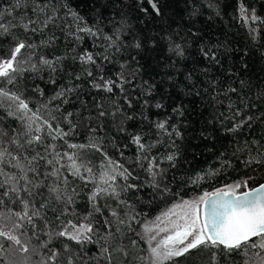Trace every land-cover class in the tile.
<instances>
[{
    "label": "trees",
    "instance_id": "1",
    "mask_svg": "<svg viewBox=\"0 0 264 264\" xmlns=\"http://www.w3.org/2000/svg\"><path fill=\"white\" fill-rule=\"evenodd\" d=\"M64 2L78 12L88 25L99 21L104 31L110 32L111 25L108 21L115 11L110 0ZM8 4L9 0H0V7H7ZM160 4L163 5V17L145 14V8L149 13L152 12L146 0H119L116 7L124 11L128 24L131 25L124 37L125 42L131 44L134 39H139L141 47L124 49L116 55L113 62L98 59L99 68L84 66L72 57L84 50L93 53L103 51L99 46L103 43L102 40L80 33L84 39L77 41L66 29L51 26L42 35L38 34L33 38L38 44L40 40L55 37L49 47L38 49V53L49 58L64 56L65 59L61 61L62 70L53 74L55 84L49 82L46 71L39 76L26 74L27 79L21 81L20 90L24 92V98L30 101L29 106L35 109L57 91L66 87L73 88V91L66 94L67 103L57 102L60 103V112L57 113L60 127L67 132L71 125L76 126L65 138L67 143L79 145L88 144L90 140L102 142L107 157L132 173L128 180L117 175V190L120 191L126 184H136L138 187L120 191L119 199L127 201L131 208L118 204L112 197H98L97 204L101 212H95L89 195L96 183H102L100 174L111 171L108 167H102L107 165V160L95 149H68L63 140L55 141L60 152H76L77 162L82 160L92 168L95 175L94 182L85 184L62 169V175L67 177V184H60L63 194L71 196L74 201L67 206V212L61 219L65 222L71 220L76 224L91 223L93 232L86 234L91 236V241L78 245L67 238L53 239L48 248L44 249L40 247V241L33 239L29 244V252L22 253L17 251L19 246L0 237V264H40L41 259L50 254L49 249L60 250L59 264H66V257L70 254L82 257L84 264H109L107 255L101 254L104 248L111 253L112 264H143L138 257L149 255L143 225L159 210L177 199L208 192L237 180L252 177L248 186L237 189L238 192L264 179V164L245 163L249 155H257V148L264 151V23L250 19L245 22L240 13L242 4L246 14L251 15L254 10L255 15L264 20V0H160ZM209 4L212 6L209 7ZM193 7L198 9L195 15H191ZM251 28L257 29L255 41L250 36ZM176 31L182 39L175 36ZM167 35H172L177 43L184 46L183 57L168 51V41L161 38ZM10 47V38L0 37V56L7 58ZM201 48L215 51L218 62L206 58ZM124 62L128 65L125 69L126 76L130 77L132 70L139 71L130 83L123 84V90L114 86L112 92H108L93 86L94 83H101L100 76L116 80L117 85L121 84L116 74L121 71L120 64ZM85 67L93 72V77L84 74ZM76 75L80 76L79 80L75 79ZM37 86L43 90V97L34 91ZM231 88H235L236 92L229 91ZM214 95L215 100L212 98ZM230 103L233 105L232 109L228 108ZM157 104L161 107L157 108ZM173 109L179 111L174 112ZM236 109L241 110V118L251 116L252 120L250 126L245 125L238 132L228 133L225 129L231 126V122L225 121L222 126L220 114L229 116ZM101 110L106 113L104 117L98 116ZM68 113L73 115L66 120L64 117ZM164 120L175 125L182 133L181 137H172L175 146L167 136L158 135L155 128L157 122ZM89 127L95 129V132H90ZM0 128L20 130L21 125L19 121L8 117L5 110L0 109ZM134 135H141L145 144H155L150 155L162 157L178 153L174 167L167 161L160 165L167 170L161 188L166 185L170 192L161 193L151 186V177L137 163V146L132 143ZM157 140H163L164 143H156ZM252 141H259V145L252 144ZM50 142L46 140V143ZM34 147L44 154L43 146ZM238 148L244 150L237 151ZM26 154L31 156L35 152L29 149ZM209 168L219 170V175L203 180L199 185L187 182L189 177ZM5 170L19 174L17 169L6 167ZM37 170L41 175L35 177L34 183L36 180L48 185L54 182V177L48 176L45 180L43 175L51 172V167L41 162L37 165ZM81 172L83 173V168ZM29 177H32L31 173ZM157 182H160L159 177ZM47 197L48 192L44 188L41 196L37 197V207ZM54 207L56 212L50 209L42 211L51 219L59 211H63L65 205L54 204ZM9 208L13 211L22 210L19 203L11 204L6 200L4 205H0V212L8 216ZM113 209L118 212L119 219L129 221L130 228L127 224L120 225L111 216ZM132 215L136 216L135 220L129 219ZM14 220L15 217L0 219V225L11 227ZM106 220L108 225L105 224ZM28 234H31L30 231ZM47 239L48 237L41 235V240ZM24 240L27 241V236ZM132 241H136V244L133 245ZM64 244L69 245L71 253L63 251ZM121 248L128 253L127 257L117 251ZM216 251L218 264H244V260H248L258 249H249L247 257L242 253L229 256ZM178 264H213L211 251L193 252L190 257L179 258Z\"/></svg>",
    "mask_w": 264,
    "mask_h": 264
},
{
    "label": "snow or ice",
    "instance_id": "2",
    "mask_svg": "<svg viewBox=\"0 0 264 264\" xmlns=\"http://www.w3.org/2000/svg\"><path fill=\"white\" fill-rule=\"evenodd\" d=\"M110 3L115 8V11L111 13V19L108 21L111 25L110 32H105L99 21L91 26L88 25L84 18L69 8L64 0H9L7 7H0V37L10 38L11 43L7 58L0 56V109L5 110L8 117L19 121L21 125L20 130L13 128L9 131L0 128V205H4L7 200L11 204L19 203L22 206L21 211H13L9 208L8 216L0 212V219L9 220L15 217L11 227L6 224L0 225V237L19 246L17 248L19 252H29V244L33 239L40 241V247L44 249L48 248L53 239L67 238L78 245L91 241V236L86 235L93 232L91 223L76 224L71 220L65 222L61 219L67 212V206L73 204L74 201L71 196L63 194L60 184H67V177L62 175V169H66L73 177L84 181L85 184L94 182L95 175L92 168L85 165L82 160L80 163L77 162L78 155L76 152H60L55 143L57 140H63L68 149H95L101 152L107 160V165H102V167H108L111 171L100 174L102 183H96L89 195V201L92 203L95 212H101V208L97 204L98 197H112L118 201V204L132 207L128 205L127 201L119 199L120 191L134 189L138 185L126 184L120 191L117 190L118 186L115 183L117 175L128 180L132 173L123 165L107 157L102 142L90 140L88 144L77 145L68 144L65 139L75 130L76 126L71 125L67 132L60 127L57 118V113L60 112V103L57 102L67 103L66 94L74 89L66 87L57 91L44 104L37 105L35 109L29 106L30 101L24 98V92L20 90L21 81L27 79L26 74L39 76L46 71L49 75V82L56 83L53 74L62 70L61 61L65 57L55 55L49 58L38 53V49L49 47L55 37L40 40L38 44L33 41L36 35H42L50 26L66 29L68 34L77 41L84 39V36L79 35L80 33L103 41L99 45L103 51L93 53L84 50L72 57L74 60L78 59L84 66L93 65L99 68L98 59L113 62L116 55L122 53L124 49L129 47L139 49L141 47L139 39H134L131 44L125 42L124 37L131 25L128 24V17L124 11L116 7L119 0H110ZM146 3L150 5L152 12L149 13L148 9L145 8L143 9L145 14L163 17V5L160 4V0H146ZM211 6L209 4V7ZM197 11L198 9L193 7L191 15H195ZM240 13L245 22L250 19L253 22L261 21L264 23L261 17L255 15L254 10L251 15L246 14L242 4ZM117 17L119 18L117 19ZM69 18H71V23H69ZM175 36L182 39L178 31L175 32ZM250 36L255 41L257 29L251 28ZM161 38L168 41V51L178 57H183L185 48L182 44L177 43L172 35ZM201 52L206 58L218 62L216 52L212 49L201 48ZM127 67V62L121 63V71L116 74L121 84L117 85L116 80L105 79L100 76L101 83H94L93 86L108 92H112L114 86H119L123 90V84L130 83L139 71V69L132 70L129 77L125 74ZM84 74L93 77V72L87 67L84 68ZM75 79L79 80L80 76L76 75ZM34 91H37L41 97L44 96L43 90L39 89L38 86ZM229 91L236 92V89L231 88ZM212 98L215 100L216 96L214 95ZM247 106L245 105V107ZM156 107L159 108L161 105L157 104ZM228 108L232 109L233 105L230 103ZM173 111L176 112L179 109H173ZM72 115V113H68L64 119L67 120ZM105 115L103 110L98 113L99 117ZM220 118L222 126L225 125V121L231 122V126L225 129L228 133L238 132L245 125L250 126L252 120L251 116L241 118L240 109L232 111L229 116L221 113ZM155 128L158 130V135L167 136L173 146H175V142L172 137L182 136L179 129L175 125H170L168 120L157 122ZM89 131L94 133L95 129L89 127ZM46 140L51 142L46 143ZM132 143L137 146L139 167L151 177V186L160 190L161 193L170 192V188L166 185L161 188L167 170L160 165L167 161L174 167L178 153H169L162 157L150 155L155 144H145L142 142L141 135H134ZM156 143H164V141L157 140ZM252 144L259 145V141H252ZM34 145L43 146L44 154L36 151ZM247 147L246 143L245 148ZM29 149L35 152V155H27ZM243 150L237 149V151ZM248 151L251 152V149L248 148ZM41 162L52 169L51 172L43 174L45 180L48 176L55 178L51 185L41 180L33 182L35 177L41 175L37 170V165ZM245 163L247 165L252 163L264 164V151L257 148V155H249ZM6 167L17 169L19 174L6 171ZM82 168L83 173L81 172ZM29 173L32 174L31 178ZM218 175L219 170L209 168L189 177L187 182L199 185L201 181ZM157 177H159L160 182H157ZM250 179L252 177L237 180L217 188L211 193L203 192L195 198L181 199L178 203L173 204L171 208L155 218L156 221H161V217H163L161 222L165 224V227H160L159 224L155 225L156 234H151L152 227L149 225L143 226L147 237L146 242L149 246V255L138 257V259L143 264H169V262L170 264H178L179 258L190 257L193 252L210 250L211 261L213 264H218L216 250L229 256L234 253H242L247 257L249 249H258L255 253L259 257L258 264H264V256L261 255V252L264 251V184H259L258 187L245 192L237 193L236 191L241 187L246 188ZM44 188L47 189L48 197L44 198L37 207V197L41 196V191ZM61 203L65 205L64 210L59 211L51 219L48 218L46 212L42 211L50 209L56 212L54 204L59 205ZM201 205L205 206L203 212ZM110 214L116 218L120 225L127 224L129 228L131 227L129 221L119 219V214L115 209ZM129 219L135 220L136 216L132 215ZM37 221L40 223L38 224ZM105 224L108 225L109 222L106 220ZM29 231L30 235L28 234ZM160 232L167 234L153 246L152 241L157 240V235ZM41 235L48 237V239L41 240ZM25 236H27V241L24 240ZM132 243L135 245L136 241H132ZM63 251L71 253L68 244L63 245ZM117 251L125 257L128 256V253L122 248ZM49 253L41 259L40 264H59L60 250L49 249ZM101 254L107 255L109 264H112V255L107 248H104ZM78 262L84 264L83 258L76 254H70L66 257V264H78ZM244 264H249V260L245 259Z\"/></svg>",
    "mask_w": 264,
    "mask_h": 264
},
{
    "label": "rangeland",
    "instance_id": "3",
    "mask_svg": "<svg viewBox=\"0 0 264 264\" xmlns=\"http://www.w3.org/2000/svg\"><path fill=\"white\" fill-rule=\"evenodd\" d=\"M231 183H233V182H231ZM227 184H230V183H227ZM224 185H226V184H224ZM224 185H221V186H219V187H217V188H221V187H223ZM217 188H216V189H217ZM203 192H207V191H203ZM203 192H201V193H199V194H194V195H191V196H188V197H183V198H181V199H192V198H195V197H197V196L203 194ZM181 199H177V200L173 201L171 204H169L168 206H166L165 208L159 210V211L154 215L153 218L149 219L148 221H146V222L144 223V225L147 224V225H149L150 227H152V233H151V234H156V232H157V228H156V226H155L156 224H159L160 227H165V224L161 222V221H163V219H164L163 217H161V221H156L155 218H156L157 216H159L162 212H165V211H167L169 208H171L173 204L178 203ZM144 225H143V226H144ZM144 232H145V231H144ZM166 234H167V233L160 232L159 235H157V240H156V241H152L153 246H154V245H155V244H156L161 238H163ZM146 239H147V237H146ZM147 246H148V244H147ZM148 248H149V246H148ZM261 255L264 256V251L261 252ZM248 260H249V264H253V262H255V264H258L259 257H257L255 254H253Z\"/></svg>",
    "mask_w": 264,
    "mask_h": 264
},
{
    "label": "water",
    "instance_id": "4",
    "mask_svg": "<svg viewBox=\"0 0 264 264\" xmlns=\"http://www.w3.org/2000/svg\"><path fill=\"white\" fill-rule=\"evenodd\" d=\"M259 184H264V179H263L261 182H259L258 184L254 185V186H252V187H250V188H248V189H244V190L238 191L237 193L245 192V191H248L249 189L256 188V187H258ZM215 190H216V189L211 190V191H208V192L211 193V192H213V191H215ZM204 207H205L204 205H201V210H202V212H203V210H204Z\"/></svg>",
    "mask_w": 264,
    "mask_h": 264
}]
</instances>
